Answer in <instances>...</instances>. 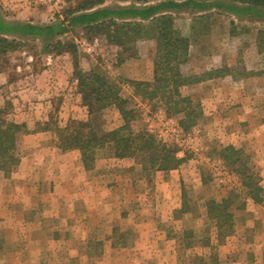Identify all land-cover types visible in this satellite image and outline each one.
<instances>
[{
    "label": "rangeland",
    "instance_id": "374dc122",
    "mask_svg": "<svg viewBox=\"0 0 264 264\" xmlns=\"http://www.w3.org/2000/svg\"><path fill=\"white\" fill-rule=\"evenodd\" d=\"M81 1L0 0V15L9 20L46 24L61 19L65 10L76 7ZM111 3L110 0L107 4ZM174 23L176 29L190 40L189 54L212 57L216 53L220 56L218 69L201 72L203 64L195 60L193 67L189 62L182 66L185 75L198 72L193 75L208 80L214 70L221 71V75L226 74L228 64L234 67L237 78L263 70L264 58L259 59L254 55V41L258 32H264V23L243 21L230 25L227 18L216 12L180 13L175 15ZM228 27L232 32L231 38L227 36ZM146 28L149 37L133 44V51L126 54L104 36L90 38L82 30L74 31L64 40L76 44L82 71L101 69L111 80L121 84V93L127 96L131 91L125 80L131 78L123 75L122 68H141L145 72L149 66H153L156 42L151 38V29ZM152 53L151 64L149 59ZM133 54L136 56L120 63L121 58ZM43 69L47 72L37 78L38 91L34 90L31 97L23 99L17 95L21 102L29 99L34 103V113L23 119L22 107L17 105L13 106L9 118L17 123H25L31 132L40 128L39 124L50 121L51 117L60 126H64L70 119L86 120L87 112L77 93L72 56L68 53H44L41 44L34 41L23 44L19 50L1 58L0 106L6 100L12 103L16 96L12 94L10 83L26 72ZM199 83L181 89L183 95L200 103L202 114L197 125L188 133L180 127L179 118L167 117L162 107L152 103H139L141 118L134 123L136 130H147L163 142L176 146L180 150L178 156L184 157L181 166L173 173L156 172L147 177L134 158L115 159L110 148L98 151L95 167L87 171V177L95 179L99 175L103 176V182L98 187L107 186L104 192H107L110 202L106 207L99 206L98 210L100 214L109 212L110 216L99 224L104 226V230L110 231L109 240L116 242V247L108 250L104 248L106 255L103 260H89L86 256L89 250L82 241L86 238L84 230L74 232V236L65 239L66 247L62 250L66 256L63 255L62 260L55 261V264H198L197 257L209 260L211 250L203 243L206 238L216 248V264H264V202L255 204L247 200L242 209L234 211V231L222 243L217 240V230L208 219L205 206L208 199L220 200L231 188L238 186L237 177L213 153L219 146L232 145L242 149L257 167L264 187V129L251 131V126L259 128L264 124V105L260 106V115L254 120L246 121L245 116L239 120L241 105L234 103L213 107L214 104L209 103L210 90L205 85L198 86ZM41 102L47 103L43 105ZM15 104L18 103L15 101ZM102 120L103 128L107 131L123 123L115 107L105 109ZM26 135H21L17 143L20 160L28 151L25 147L29 143L25 139ZM43 142L55 146V132L46 131ZM76 157L81 159L80 154ZM15 169L9 174L0 171V176L11 177ZM165 181L169 182L166 184ZM183 192L188 198L190 211L175 218L174 211L181 206ZM12 193L3 190L0 194V264H38L29 261L24 254L28 249L29 235L31 237L32 234H25L20 222L27 219L23 218L21 196L16 199ZM8 206L13 209L14 216L9 215ZM77 206L85 210L81 205ZM79 217L75 224L83 228L85 222L82 214ZM61 223L65 224L63 221ZM41 225L53 227L58 224L48 218ZM115 228L118 231L115 232ZM185 230L191 232L194 238L183 237ZM24 235H27L26 241H23ZM102 236L107 239L105 233ZM188 242L190 247L183 248ZM46 264H54V261H47Z\"/></svg>",
    "mask_w": 264,
    "mask_h": 264
},
{
    "label": "trees",
    "instance_id": "16d2710c",
    "mask_svg": "<svg viewBox=\"0 0 264 264\" xmlns=\"http://www.w3.org/2000/svg\"><path fill=\"white\" fill-rule=\"evenodd\" d=\"M82 0L76 7L68 8L60 19L37 24L32 21L9 20L0 15V60L10 52L19 50L23 44L34 41L41 44L44 53L72 56L77 93L81 105L86 109V120L70 119L60 126L53 117L33 132L25 123L9 118L13 104L6 100L0 106V171L11 173L19 164L17 143L21 135L54 131L55 146L63 151L78 150L86 171L94 169L97 152L110 148L115 159L134 158L148 177L156 172L168 173L177 170L184 162L179 149L170 145L147 130H136L134 123L141 118L139 103L157 104L167 117L179 118L185 133L191 131L201 117L200 103L182 94L183 87L206 80L196 75H185L182 66L189 60L190 40L175 27V15L190 12L201 14L218 10L238 20L264 23V0ZM148 25V26H147ZM156 42L153 60V77L150 81L127 79L125 84L130 94L123 96L121 84L111 80L101 69L88 72L79 67L78 49L74 42L64 38L76 30L87 36H104L124 54L133 51V44L147 37V28ZM257 44L264 51V32H258ZM129 55L121 58L125 63ZM211 78L221 75L214 70ZM210 78V79H211ZM108 107H115L122 124L113 130L103 128L102 114ZM213 153L238 180L220 200L206 201L207 217L217 230V240L222 243L234 231V211L242 209L247 200L255 204L264 202V187L257 167L242 149L232 145L219 146ZM190 211L186 194H182L180 208L174 211L175 218ZM118 231L117 228L114 230ZM183 237L194 238L191 232ZM204 245L211 253L207 258L197 257L198 264H216L215 246L206 238ZM113 247L116 242L113 241ZM190 243L183 245L189 248ZM96 252L100 253L98 247Z\"/></svg>",
    "mask_w": 264,
    "mask_h": 264
},
{
    "label": "crops",
    "instance_id": "0c3cea01",
    "mask_svg": "<svg viewBox=\"0 0 264 264\" xmlns=\"http://www.w3.org/2000/svg\"><path fill=\"white\" fill-rule=\"evenodd\" d=\"M215 12L227 18L230 25L243 21L252 22L247 19L238 20L236 17L218 10L201 14ZM227 36L228 38L232 36L229 27ZM256 40L255 38L254 55L259 59H263L264 53L257 48ZM153 55L152 53L149 59L151 64ZM195 60H198L197 63L203 64L201 72H206L212 68L218 69L220 56L216 53L212 57L205 54L195 57L193 54H189L188 62L192 67L196 63ZM226 68H228L226 74L204 80L198 86L205 85V88L210 90L209 103L214 104L213 107H224L227 104L235 103L242 106L239 108V120H243L244 116L246 121L254 120L260 115L262 110L260 106L264 105V100L262 101L264 99V68L259 73H252L241 78L235 77L234 67L231 64H228ZM46 72V69L37 72L31 70V72L22 74L13 83H10L9 87L13 92L12 94L16 95L14 100L12 99L13 106L19 105L22 107L23 119L29 118L28 116L34 113L32 109L34 103L29 99V102L26 100L21 102L17 95L21 99L31 97L35 93L34 90H36L37 78L40 75H45ZM122 72L125 77L133 80L150 81L153 77V66H149V70L145 72L141 68L125 66L122 68ZM28 92L31 95H27ZM15 101L18 104H15ZM41 103L45 105L47 102ZM251 127V131L255 132L258 129L263 130L264 124L259 128H257L258 126ZM44 134L46 132L26 135L25 139L29 142L25 145L28 150L27 153L21 157L19 165L11 177L0 176V194L4 190L13 192L12 194L16 199L21 196L23 218L27 217V219L20 222H22L25 234H32L31 237L29 235L28 249L25 250L24 254L33 263L46 264L47 261L53 260L55 264V261L62 260L63 255L66 256L65 251L62 250L66 247L65 239L74 236V232L84 230L86 238L82 241L85 248L89 250L86 254L87 258L89 260H103L106 255L105 250L115 248L113 247V241L109 240L110 231L104 230V226L99 224L110 216L109 212L100 214L98 210L99 206L101 208L106 207V204L110 202V199L106 196L107 192H104L107 186H102L100 189L98 187V184L103 182V176L99 175V178L95 177V179L87 177L88 174L82 165L81 159L76 157L80 154L78 150L63 152L54 145H49L46 142L42 143ZM96 167L99 169V166ZM174 171L176 170L170 171V173ZM157 173L162 174L164 172ZM14 174H16V177ZM168 182L165 181L164 183L167 184ZM101 188H103L102 192L100 191ZM78 204L85 210L78 209ZM9 210V215L14 216L13 209L10 208ZM81 214L85 225L82 226L83 228H78L75 223H77ZM48 218L57 221L58 225L43 227L41 225L42 221H46ZM61 221L65 224H62ZM102 233L107 235V239L102 236ZM98 234H101V237ZM27 235H24L25 240L23 241H26ZM31 245H33L32 248H30ZM98 247L101 249L100 253L96 252Z\"/></svg>",
    "mask_w": 264,
    "mask_h": 264
}]
</instances>
